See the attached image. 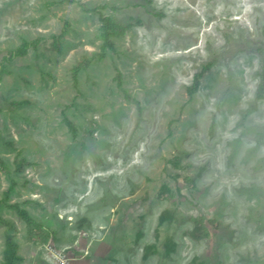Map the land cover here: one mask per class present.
<instances>
[{"label": "rangeland", "instance_id": "374dc122", "mask_svg": "<svg viewBox=\"0 0 264 264\" xmlns=\"http://www.w3.org/2000/svg\"><path fill=\"white\" fill-rule=\"evenodd\" d=\"M263 65L264 0H0V264H264Z\"/></svg>", "mask_w": 264, "mask_h": 264}, {"label": "trees", "instance_id": "16d2710c", "mask_svg": "<svg viewBox=\"0 0 264 264\" xmlns=\"http://www.w3.org/2000/svg\"><path fill=\"white\" fill-rule=\"evenodd\" d=\"M101 22H102L101 38L104 42L103 49L113 48V43L111 42V38L120 36L122 34L123 30H125L126 28L121 26L120 24H118L115 20H113L110 17H103L102 16ZM28 47H29V44L24 43L21 46V48L18 50V54H24L26 52V50L28 49ZM5 60L8 61L9 59H5ZM208 70H209V67H204L202 72L195 76L194 84L192 85V87L188 88V93L190 96H193L195 94V92L198 90V88L200 87V81L203 78L204 74ZM3 75H4V69H2L0 71V83L2 81ZM258 97L259 98L264 97V65H263V69H262V73H261V83H260V87H259ZM10 191H12V187L10 188ZM12 208L14 210H16L19 213V215L29 225H34V226L36 225V226H39L41 229H43V227L41 225H38L34 222V220L31 218V216L28 214L27 211L20 209L19 205H13ZM194 224H195V230H194L195 238L196 239L203 238L206 235V229L204 227V220L202 218L195 219ZM42 235H43V237L41 236V239L43 240V242H48L50 239V235L47 233L46 234L42 233ZM13 248H14V244H13L11 237H7L6 250H5L7 262H9L10 261L9 259H11V253L13 252Z\"/></svg>", "mask_w": 264, "mask_h": 264}]
</instances>
